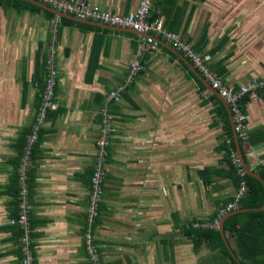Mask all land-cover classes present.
<instances>
[{
  "label": "crops",
  "instance_id": "0c3cea01",
  "mask_svg": "<svg viewBox=\"0 0 264 264\" xmlns=\"http://www.w3.org/2000/svg\"><path fill=\"white\" fill-rule=\"evenodd\" d=\"M83 1L118 16L138 5ZM0 2V264H21L22 231L10 222L19 210L17 169L44 87L52 19L24 8L19 2L30 3L25 0ZM151 11L193 51L201 44L195 52L208 57V66H220L227 87L264 77V0H151ZM57 17L66 20L55 25L57 108L38 130L27 171L32 264L90 263L83 234L104 113L113 132L93 230L101 264H214L204 243L194 251L186 232L210 223L237 193L226 178L205 187L197 175L225 168L215 150L223 129L212 104L204 103L210 92L198 91L160 35ZM148 38L153 43L140 50ZM133 61L142 67L137 73ZM248 100L240 152L255 172L264 166V99ZM224 237L234 253L232 233Z\"/></svg>",
  "mask_w": 264,
  "mask_h": 264
},
{
  "label": "built area",
  "instance_id": "2783aa9c",
  "mask_svg": "<svg viewBox=\"0 0 264 264\" xmlns=\"http://www.w3.org/2000/svg\"><path fill=\"white\" fill-rule=\"evenodd\" d=\"M52 9L72 16L79 20H88L91 22L100 23L108 27L129 29L140 34H156L160 35L172 49L184 54L192 63L199 74L209 83L221 98L225 100L230 110L233 123V132L236 134L238 140L245 141L247 139V116L242 111L240 101L249 97L250 100L257 98L260 91H264V77L260 79H253L248 83L239 85L234 88L227 87L224 82L218 77L208 66V57L201 56L193 51L190 47L180 41L179 37L169 31L162 29L159 20L148 21L149 12L151 9V0H138L137 8L124 16H118L100 10L98 7L91 5L83 0H35ZM59 17L54 16L52 27L50 31V49L45 63V82L42 93L40 95L39 106L35 120L30 128V133L27 135V141L20 157L18 165V183H19V210L15 219L11 220V224L17 225L22 233L20 237L21 242V264H32L33 254L31 252V228L28 218V190H27V171L31 165L32 146L37 141L38 130L45 121L48 111H55L57 105L54 101L55 88L58 84V72L55 65L56 45H57V30L55 25L59 23ZM153 43L151 38L142 40L140 50L146 44ZM132 72L137 73L142 69L138 61H133L130 64ZM112 100H118L115 92L109 94ZM102 128L99 136L95 140L96 159L93 164L92 174L89 184V201L87 209V226L83 234L84 248L87 253L89 264H101L99 252L94 243V224L99 215V205L103 194V181L108 167L109 159V138L113 132L112 117L106 113L102 114ZM233 157V156H232ZM233 164L237 165V157L232 158ZM239 165V164H238ZM243 175L242 171L240 172ZM246 192V187L241 184L237 191L234 201L229 202L226 206L219 210L218 216L222 217L229 211L236 208L237 200H239ZM218 220H213L208 224H195L194 227L199 228H214L218 224Z\"/></svg>",
  "mask_w": 264,
  "mask_h": 264
},
{
  "label": "trees",
  "instance_id": "16d2710c",
  "mask_svg": "<svg viewBox=\"0 0 264 264\" xmlns=\"http://www.w3.org/2000/svg\"><path fill=\"white\" fill-rule=\"evenodd\" d=\"M1 3L2 2H0V4ZM19 3L22 4L24 8L30 9L31 11L43 12L48 17H50V20L54 18L53 14L44 11L33 4L22 3V2ZM156 18H158V15L152 14V11L149 12V16L147 19L149 22L156 20ZM61 20L66 21L64 19H60L59 21ZM194 49L195 51L199 52L201 50V44H199ZM172 57L175 58L173 55ZM180 65L183 68V70L186 72L187 76L190 79H193V81L197 85L198 91L204 92L205 88L195 78V76L188 70V68L182 62H180ZM216 65H217L216 63L209 64V68L218 77H222L221 73H218L216 71V68L220 66H216ZM44 68H45V64H44ZM221 68L223 69L222 63H221ZM258 97L264 99V91H260L257 94L256 99H258ZM248 99L249 97L245 96V98H243L240 101V104L242 106L241 109L243 112H245L246 103L249 102ZM207 102L212 104L213 106L212 114L214 115L215 118L218 119L217 122L220 123L223 129V133L220 135L218 139L219 143L216 146L215 150L217 152L222 153V158L219 160L218 163L221 166H224L225 168H218V169L204 168L202 170H199L197 172V175L199 179L202 180V184L205 187L210 186L216 179H224V178H226L231 182L234 188H236V191L240 189L241 184H244V186L246 187V192L239 200H237L236 208H238V210L247 209L248 211L243 213H237L235 215L228 217L224 221V225H223L224 232L232 233L236 246L234 254L239 259L241 264H264V211L253 210L260 208L261 206L264 205V186L259 181L244 174L243 172H242L243 175H241L240 172L242 170L240 166L238 164L237 165L233 164L232 158L236 157V147L226 110L223 104L220 102V100L217 99L214 95H208L204 100V103ZM251 138L252 136L249 135L247 142H249V144H254ZM261 141L264 142V136L262 137ZM243 143L244 141L239 140L240 148H242ZM109 158H110V152H109ZM108 163H109V159H108ZM255 172L264 181V166H259V168L255 170ZM106 174H107V169H106ZM233 201L234 198L227 199L224 203V206L229 202H233ZM219 218L220 217L218 216V213H216L215 216L210 218L209 222H212L213 220H218ZM186 232L188 238L192 241L194 251L195 252L198 251L200 247L199 244L204 243V245L213 254L212 260L214 264H237L234 261V259L231 257L227 248L225 247L220 232L215 227L199 228L189 225Z\"/></svg>",
  "mask_w": 264,
  "mask_h": 264
},
{
  "label": "water",
  "instance_id": "95a60500",
  "mask_svg": "<svg viewBox=\"0 0 264 264\" xmlns=\"http://www.w3.org/2000/svg\"><path fill=\"white\" fill-rule=\"evenodd\" d=\"M25 1H28L30 3H33V4H37L39 6H41L42 8L50 11L53 15H57V16H69L67 14H64V13H61V12H58L54 9H52L51 7H48L47 5H44L40 2H37L35 0H25ZM72 17V16H70ZM72 19L74 20H78L74 17H72ZM82 22L84 23H94V22H91V21H86V20H81ZM94 24H97V23H94ZM106 26V25H105ZM108 27V26H106ZM116 29V28H115ZM133 32V31H131ZM135 33V32H133ZM137 34V33H135ZM157 40V39H156ZM155 40V41H156ZM157 42V41H156ZM167 45V44H166ZM168 46V45H167ZM169 47V46H168ZM170 48V47H169ZM172 50V52L181 60L185 63V65L187 66V68L191 71V73L200 81V83L208 90V92H210L211 95H214L217 99L220 100V102L223 104V106L225 107L226 109V113L228 115V118H229V121H230V124H231V128H232V132H233V123H232V116H231V113H230V110L228 108V105L227 103L225 102V100L223 98H221L219 96V94L211 88V86L209 85V83L199 74V72L194 68V66L186 60V58H184L181 54H179V52H177L176 50L170 48ZM233 139H234V143H235V147H236V157H237V161H238V164L242 170V172L254 179H256L257 181H259L263 186H264V181L252 170L248 167V165L246 164L241 152H240V146H239V140L236 136V134L233 132ZM254 211H264V205L261 206L260 208H257V209H253ZM241 212H244V211H247V209H242L240 210ZM232 213H229V214H226L224 215L219 223H218V226H217V230L220 232L221 236H222V239H223V242L225 244V246L227 247L230 255L234 258V260L236 261L237 264H240L239 261L237 260V258L235 257L234 253L232 252V250L229 248L226 240H225V237H224V232H223V222L225 221V219L230 216Z\"/></svg>",
  "mask_w": 264,
  "mask_h": 264
},
{
  "label": "rangeland",
  "instance_id": "374dc122",
  "mask_svg": "<svg viewBox=\"0 0 264 264\" xmlns=\"http://www.w3.org/2000/svg\"><path fill=\"white\" fill-rule=\"evenodd\" d=\"M194 93H195V92H194ZM193 101H194V106H197V103H198L199 100H198V97H197L196 93H195V96H194V100H193ZM225 215H226V214H225ZM222 217H223V216H222ZM222 217H221V218H222ZM187 219H190V218L188 217ZM187 219H186V220H187Z\"/></svg>",
  "mask_w": 264,
  "mask_h": 264
}]
</instances>
